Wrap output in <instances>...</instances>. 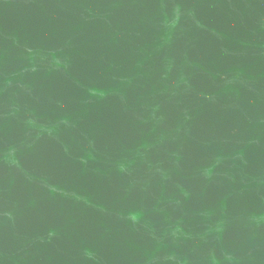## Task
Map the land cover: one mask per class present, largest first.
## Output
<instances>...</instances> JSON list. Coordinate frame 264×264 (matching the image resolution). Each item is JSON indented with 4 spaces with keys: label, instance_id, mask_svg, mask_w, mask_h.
Listing matches in <instances>:
<instances>
[{
    "label": "water",
    "instance_id": "obj_1",
    "mask_svg": "<svg viewBox=\"0 0 264 264\" xmlns=\"http://www.w3.org/2000/svg\"><path fill=\"white\" fill-rule=\"evenodd\" d=\"M0 264H264V0H0Z\"/></svg>",
    "mask_w": 264,
    "mask_h": 264
}]
</instances>
